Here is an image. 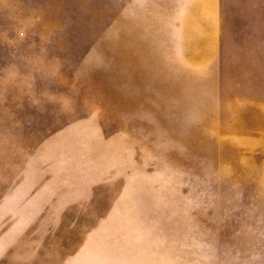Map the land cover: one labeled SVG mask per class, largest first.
<instances>
[{
	"label": "rangeland",
	"instance_id": "1",
	"mask_svg": "<svg viewBox=\"0 0 264 264\" xmlns=\"http://www.w3.org/2000/svg\"><path fill=\"white\" fill-rule=\"evenodd\" d=\"M0 264H264V0H0Z\"/></svg>",
	"mask_w": 264,
	"mask_h": 264
}]
</instances>
